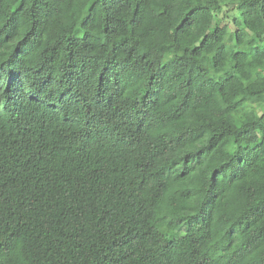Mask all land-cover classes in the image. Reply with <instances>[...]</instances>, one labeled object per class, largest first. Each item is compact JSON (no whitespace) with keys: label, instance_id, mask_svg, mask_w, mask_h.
Instances as JSON below:
<instances>
[{"label":"trees","instance_id":"obj_1","mask_svg":"<svg viewBox=\"0 0 264 264\" xmlns=\"http://www.w3.org/2000/svg\"><path fill=\"white\" fill-rule=\"evenodd\" d=\"M232 3L0 0V264H264V0Z\"/></svg>","mask_w":264,"mask_h":264},{"label":"rangeland","instance_id":"obj_2","mask_svg":"<svg viewBox=\"0 0 264 264\" xmlns=\"http://www.w3.org/2000/svg\"><path fill=\"white\" fill-rule=\"evenodd\" d=\"M224 1L227 3V5H228L229 8H232L233 7L232 0H224ZM206 66L208 67L207 64H206Z\"/></svg>","mask_w":264,"mask_h":264}]
</instances>
